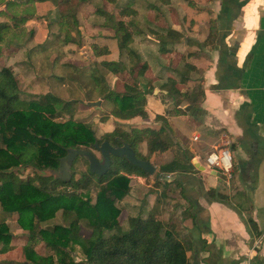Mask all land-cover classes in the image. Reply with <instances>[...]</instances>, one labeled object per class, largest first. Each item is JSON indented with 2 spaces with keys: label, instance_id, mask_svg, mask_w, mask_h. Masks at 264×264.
<instances>
[{
  "label": "crops",
  "instance_id": "0c3cea01",
  "mask_svg": "<svg viewBox=\"0 0 264 264\" xmlns=\"http://www.w3.org/2000/svg\"><path fill=\"white\" fill-rule=\"evenodd\" d=\"M136 7L140 17L136 19L131 47L147 64L138 82L146 91L147 116L121 121L136 127H158L161 122L155 120L156 114L165 115L173 143L161 153L162 160L168 162L174 157L193 166L188 171L168 172L175 175L170 179L160 177L168 181L162 183L163 191L168 189L167 202L172 200V190L177 194L176 207L168 203L166 208L171 209H162L160 217L173 220L190 240V264H264V0H171L159 7L164 23L157 22L151 9L141 4ZM51 9L48 2L38 4L39 15ZM6 20L0 16V22ZM44 26L36 24L34 36L26 42L25 49L33 50L30 61L18 62L25 68L17 76L25 95L36 91L38 84L41 89L34 69L42 65L38 66L37 60H42L43 44H53ZM98 29L94 42L101 51L93 50L97 59L115 61L121 56L120 63L127 61L112 32L100 25ZM169 29L176 31L178 37L169 51L161 52L155 33ZM212 29L216 36L207 41ZM77 41L66 44L64 54L52 51L50 58L59 60L73 54L79 59L74 46L82 47L86 41ZM186 62L196 67L188 73L189 78L179 70ZM55 67L53 63L52 68ZM120 75L121 72L113 73L110 88L124 90V83L119 86L123 78ZM171 78L176 80L180 93L197 91L199 85L203 92L194 104L182 95L168 96L165 84ZM24 80L30 81L27 89L22 87ZM115 120L112 115V124ZM111 130L105 128L106 132ZM218 147L230 150L229 178L206 163L207 155ZM154 165L159 170V164ZM129 177L131 191L121 204L127 206L129 214L146 216L155 205L157 192L150 193L145 201L135 200L134 182L140 183L142 175L133 173ZM8 215L0 210V221L7 222ZM10 233L11 239L15 235L14 238L24 239V249L28 246V231ZM40 244L42 250L38 248ZM24 249L23 257L0 261L22 263L27 260ZM33 249L43 256L49 252L42 240Z\"/></svg>",
  "mask_w": 264,
  "mask_h": 264
},
{
  "label": "trees",
  "instance_id": "16d2710c",
  "mask_svg": "<svg viewBox=\"0 0 264 264\" xmlns=\"http://www.w3.org/2000/svg\"><path fill=\"white\" fill-rule=\"evenodd\" d=\"M92 1L96 0H0V16L7 18L0 22V135L3 142L0 146V210L18 213V222L29 232L28 246L25 247L27 260L20 264H190L187 256L190 240L182 235L173 220L160 217L159 197L146 216L130 214L126 227L120 224L121 207L117 201L123 200L131 191L129 174H148L139 166L125 158L113 157L111 168L104 175L89 168L78 178L72 174L70 180L47 173L59 167L60 158L67 154L69 147L92 150L96 141L105 139L113 144L128 142L137 156L148 160L154 154L160 158L161 153L170 148L173 138L166 126L165 115L156 114L155 120L161 122L158 127H136L121 121L147 116L146 91L138 83L147 64L131 47L138 14L136 6L141 4L159 10L157 1L169 3L170 0H107L114 3V11L97 6L96 13L103 17L100 28L112 32L121 53L125 52L128 58L122 63L102 60V66L133 76L131 82L125 83L123 91H117L110 88L103 75L98 74V68L91 69L101 98L114 104L111 114L117 118L114 129L105 132L101 138L97 137L90 123L74 119L76 100L70 101L51 92L25 95L10 62L2 61L4 57H16L18 62L30 61L33 50L25 49V45L35 31L27 29L26 22L32 18L45 16L49 19L51 32L48 38L56 45L57 42H73V32L79 31V7ZM44 2H48L52 9L40 16L38 4ZM53 27H57V32L52 30ZM155 34L161 52L169 51L178 37L171 29ZM215 36L216 31L212 29L207 41ZM93 49L101 51L97 43H93ZM195 69L189 62L179 68L186 78ZM176 83L175 79H168L165 84L168 96L182 95L194 104L203 92L199 85L197 91L180 93ZM144 141L147 153L141 154L138 147ZM27 167L33 169L35 175L23 177L18 173L19 169ZM192 167V164L173 157L171 161L159 163V172L188 171ZM94 180L101 184L95 200L89 195ZM57 212L62 215L63 222L49 223ZM82 227L90 229V233L84 235ZM107 231L113 232L107 235ZM10 238L8 225L0 221V240L7 243ZM39 240L44 241L49 250L44 256L33 249ZM77 246L83 255L79 260L75 258ZM0 264L17 263L0 261Z\"/></svg>",
  "mask_w": 264,
  "mask_h": 264
},
{
  "label": "rangeland",
  "instance_id": "374dc122",
  "mask_svg": "<svg viewBox=\"0 0 264 264\" xmlns=\"http://www.w3.org/2000/svg\"><path fill=\"white\" fill-rule=\"evenodd\" d=\"M85 3L86 5L83 6V3H82L79 7V12H78V20H79L78 30L79 31L76 32L73 30L74 31L73 34H75V39L78 40L77 42L86 41L85 45L82 47L78 46V44L74 46L75 47L74 51H76V54L79 55V59L74 58L73 54H66L64 57H62L59 60L57 59L58 57L55 58V60L54 58H50L51 57L50 54L53 52H55V54L57 55L60 54V52L61 54H64L65 51L63 48L66 47V44H63V43L59 44L57 42V45H56L55 44L56 42L52 40L53 41V44H52L53 46H52V45H49V42L47 41L45 44H43L42 50H40L42 60H37L39 61L38 66L40 65V63L43 66L41 65V67L40 68L38 67L39 69L37 68V70L34 69L37 75L35 77H37L38 80H40L38 83H40L41 89L39 88V84H38L37 86L34 87L36 91L31 92L29 94H44L46 92H51L55 95L61 96L64 99H67L70 101L76 100L78 103H75L73 105L74 119L77 121L81 120L82 122L90 123L92 128L95 130L97 137L101 138L102 135L106 132L105 128L113 130L114 127L116 126V123L112 124L111 122V118H112L111 110L114 104L106 100H103V101L100 100L102 99L101 98L102 94L95 86V83H94V80L91 74V69L94 67L98 68V74L104 76V80L107 81V84L109 86L113 85V82H114L113 73H115V71L109 72V69L102 66L101 61L97 59V56L94 54V51H93L94 50L93 43H95L94 40L96 39V35L100 31L98 29V26L100 24L98 23L103 20L101 18L102 16L97 14L95 10L97 6L107 8L110 11H114L115 9H114V3L109 2L107 0H96L94 2L92 1V2H85ZM157 3L159 7L162 4H167V3H163L159 1H157ZM152 11H154L156 14L155 18L156 20H158L157 22L159 23L165 22L161 14L158 13L159 10L152 9ZM139 15L140 14L138 13V15L135 16V19L140 17ZM35 22L36 24H39L40 26H44V25L47 26V37H49L50 32H51L50 28L48 27L49 19L46 18L45 16H41L38 18H32L26 22L27 29H30L31 31H35L34 29L36 25ZM52 30L57 32V27H53ZM153 30L155 29L153 28ZM62 35H63V32H62ZM13 41L17 42V40H13ZM51 46L53 48L50 49L49 47ZM125 56L127 57V55ZM4 58L2 59V61H9L17 76H19L20 71L21 72L25 71V68L23 66L18 65V60H16L17 59L16 57H14L13 59H11V57H6L5 58L6 60ZM120 59H121V56H120ZM72 60L75 62H73ZM119 60H115V61H119ZM53 63L56 65L54 69L52 68ZM30 65L32 64L30 63ZM33 72L34 71H32V74ZM116 72H120V71H116ZM120 76L123 78L119 81L120 82L119 86H122L123 83L125 85V83L130 82L133 79V76H131V74L128 72H121ZM22 83H23L22 87L25 86L26 87L25 89H27L26 85H28L30 81L24 80ZM117 83L118 82L116 81V85ZM197 84H199V81L197 82ZM90 101H100V104L99 105H96V104L89 105L88 102ZM65 118L66 117H58V119H65ZM120 125H124V124L121 123ZM1 145H3V142H2L1 135H0V146ZM138 148L141 154L147 153L145 141L141 142ZM143 148L145 149L144 151H143ZM91 149L92 151H94L96 155L100 156V153L97 149H95L94 147H91ZM150 161L153 162L154 164L155 162L159 164L163 160L161 159V157L156 158L154 155H152L150 157ZM88 168H89L88 161L86 160V158L84 156H77V158L74 160L73 165H72V169L74 171L73 172L74 178L80 177L81 174L85 172ZM18 173H20L23 177H28L29 175L31 176L35 175L34 170L29 167L19 169ZM157 175L161 177L162 172H159V170H157L154 174L142 175V181L140 183L134 182L135 187H134L133 197L135 200L145 201V199L150 193L156 191L157 192L156 197H159L158 207H160L159 212L161 214L162 209H165V210L167 208L171 209V207L166 208V206H168V203L171 206L175 205L176 207L177 202H176L175 196L177 194L174 190H172L173 196L172 194L170 195V197H172L171 198L172 200L167 202L168 197H167L166 192L168 189L165 188V190L163 191V187H162L163 181L161 178L157 179ZM107 176H110V175H107ZM60 188H63V189L65 188L68 190L73 189L71 186H60ZM100 188H101V184H99L96 180H94L93 185L91 189L89 190V195L92 197L93 200H95L97 191L100 190ZM84 192L87 193V191H84ZM117 204L120 205L122 208H124L122 214L120 213L118 215V219L123 223L127 220V217L130 214L126 210L127 206L124 204H121V201H117ZM173 211L174 209L172 210V213ZM142 213H145V210ZM8 216L9 217L7 219V222L5 223L8 225L10 232L12 231L14 234H17L19 232L24 233V231H27L24 228H22L20 223L18 222V217H19L18 213H11ZM62 222L63 220H62V215L60 214V212H57V215L52 220L49 221V223H62ZM124 225L125 224H123V226ZM124 227H126V225ZM81 232L84 235H88L90 233V229L86 227H82ZM112 232L113 231H107L106 234L108 235ZM15 236H13L12 239L10 238V241L9 240L7 241L8 244H6L5 241L0 240V259L6 260L9 258L23 257L24 252L21 249H24V246H22L24 239L21 240L20 238H14ZM38 248L42 250L43 245L40 244ZM76 249H77V254H75V258L79 260V258H82L83 255L80 253L81 251L79 250L78 246ZM18 251H21L20 252L21 254L18 255L17 254Z\"/></svg>",
  "mask_w": 264,
  "mask_h": 264
},
{
  "label": "water",
  "instance_id": "95a60500",
  "mask_svg": "<svg viewBox=\"0 0 264 264\" xmlns=\"http://www.w3.org/2000/svg\"><path fill=\"white\" fill-rule=\"evenodd\" d=\"M88 104L99 105L100 101H90ZM94 148L99 151L100 156L90 149L69 147L67 154L60 158L59 167L54 170H48L47 173L53 175L55 178L70 180L73 174L72 164L77 156H84L88 161L89 169L98 175H104L110 170L113 157L125 158L132 164L142 168L148 174H154L156 171V166L150 160L137 156L135 150L128 142L124 141L121 144H113L110 140L105 139L102 142L96 141ZM174 176V174L170 173L161 175L164 179H170Z\"/></svg>",
  "mask_w": 264,
  "mask_h": 264
},
{
  "label": "built area",
  "instance_id": "2783aa9c",
  "mask_svg": "<svg viewBox=\"0 0 264 264\" xmlns=\"http://www.w3.org/2000/svg\"><path fill=\"white\" fill-rule=\"evenodd\" d=\"M206 163L224 176L231 177L232 157L227 147H218L211 151L207 155Z\"/></svg>",
  "mask_w": 264,
  "mask_h": 264
}]
</instances>
